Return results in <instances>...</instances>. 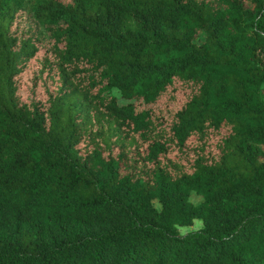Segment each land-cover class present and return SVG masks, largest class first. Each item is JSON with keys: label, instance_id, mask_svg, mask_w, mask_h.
<instances>
[{"label": "trees", "instance_id": "obj_1", "mask_svg": "<svg viewBox=\"0 0 264 264\" xmlns=\"http://www.w3.org/2000/svg\"><path fill=\"white\" fill-rule=\"evenodd\" d=\"M263 148L264 0H0V264H264Z\"/></svg>", "mask_w": 264, "mask_h": 264}, {"label": "rangeland", "instance_id": "obj_2", "mask_svg": "<svg viewBox=\"0 0 264 264\" xmlns=\"http://www.w3.org/2000/svg\"><path fill=\"white\" fill-rule=\"evenodd\" d=\"M201 37L200 34L196 36V40H199ZM37 64L33 63L29 69L28 72L24 73L21 78V83H22V89H21V97L23 101L28 102L32 96H42V91L44 87L38 85V78H34L35 75V70H36ZM192 142L189 143V146L191 145ZM263 155H264V148H263ZM200 200L198 196H196L193 193H190L189 196V201L192 203H197ZM155 207H158V203L156 201L152 202ZM200 227V221L195 219L190 226H181L177 227L178 233L179 234H184L189 231L196 230Z\"/></svg>", "mask_w": 264, "mask_h": 264}]
</instances>
